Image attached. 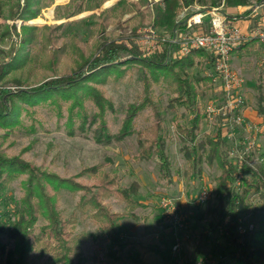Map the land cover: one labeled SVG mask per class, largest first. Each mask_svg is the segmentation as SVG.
<instances>
[{
	"label": "rangeland",
	"instance_id": "rangeland-1",
	"mask_svg": "<svg viewBox=\"0 0 264 264\" xmlns=\"http://www.w3.org/2000/svg\"><path fill=\"white\" fill-rule=\"evenodd\" d=\"M141 2L41 0L38 11L30 9L36 14L35 18L27 19L24 0H0V92L4 94L1 100L13 112L7 118L0 116V156L23 161L92 193L97 192L101 174L114 180L116 188L113 190L125 189L136 182L139 187L133 204L123 202L115 194L101 202L111 212L124 216L120 229L125 244L122 252L127 258H140L145 264H176L178 261L188 264L194 259L199 233L207 224L202 216L212 205L214 178L219 170L216 164L203 163L200 177L192 176L180 151L182 144L175 133V124H188L197 112L203 115L199 135L221 131L228 160L233 163L240 160L250 168L264 162L261 135L264 119L255 110L259 75L264 85V50L255 48L249 55H232L231 66L244 80L245 110L239 117L208 115L206 106L217 94L213 87L205 89L201 85L197 86L194 111L182 104L168 107L174 96L168 83L162 79L157 83L150 81L146 88L144 77L150 79L149 70L140 62L130 63L129 53H120L118 60L110 64L113 70L107 75L85 82L83 88L76 87L95 72L96 69L90 71L91 63L104 44H135L143 49L136 36L150 26L153 10L160 1ZM220 3L225 15L239 14L238 7L225 11L224 0ZM195 6L207 8L196 3L190 5L192 9H196ZM77 10L81 12L73 15ZM260 10V16L264 17V7ZM251 18L253 25L258 17ZM200 60L189 69L192 76H203L209 71ZM49 81H61V85L53 92H33ZM72 84L75 88L68 87ZM22 92L34 94L20 96ZM145 96L152 99L163 116L171 182L161 178L156 158L142 160L138 157L137 141L144 138L139 133L155 121L153 106L138 111L133 125L128 128L130 133L123 130L129 113L143 104ZM248 140L253 141V145L245 151ZM26 179L27 175H21L7 185L4 201L8 209H13L15 202L23 197ZM203 188L208 189L209 198L198 204L197 197ZM84 192L59 191L58 207L63 217L73 216L75 220L73 234L81 237L76 245V257L88 258L89 264H106L107 239L91 219V209L82 211L77 206ZM162 197L175 199L184 224L182 228L174 230L165 222L158 206ZM208 221L215 223L214 218L209 217ZM44 223L40 219L37 228ZM243 232L242 229L240 233ZM176 242L179 251L173 253L171 248ZM134 243L154 247L157 252L142 255L137 250H129L127 245ZM226 249L227 242L215 232L199 248L200 260L205 264L216 263L225 256ZM35 256L36 253L31 256L30 264H40Z\"/></svg>",
	"mask_w": 264,
	"mask_h": 264
},
{
	"label": "trees",
	"instance_id": "trees-1",
	"mask_svg": "<svg viewBox=\"0 0 264 264\" xmlns=\"http://www.w3.org/2000/svg\"><path fill=\"white\" fill-rule=\"evenodd\" d=\"M40 1L24 0V8L27 11L25 18H35L36 14L30 9L34 8L38 11ZM141 3H144V0ZM193 3L209 8L218 5L220 0H161L160 6H155L153 10L151 25L173 26L175 18L182 9ZM254 3L261 4L264 0H224V9L235 10L237 7H247ZM80 12L81 10H77L72 14ZM222 13L224 14V11ZM225 16L230 17V15ZM242 21L239 22L242 24ZM255 48L264 50V44L248 42L240 45L234 53L245 56L252 53ZM99 50V56L92 61L90 67V71L96 69L95 72L89 74L90 76L76 87L83 88L85 82L96 81L102 74L107 75L113 70L110 64L118 60L120 53H129L130 63L140 62L149 70L150 79L144 77L146 88L149 87L150 81L157 83L162 79L168 83L174 95L168 103L170 108L182 104L192 111L197 86H204L205 89L213 87L210 79L205 75L196 77L189 73V69L200 63V59L208 68L210 67L211 59L202 51L192 53L180 60H166L165 50L159 49L153 54H148L135 44L109 43L101 46ZM106 66L108 68H103ZM94 74L98 75L94 76ZM104 75L102 77H105ZM60 82H46L35 88L33 92L39 94L56 91L57 86L61 85ZM68 87L75 88L74 84ZM255 90V110L257 115L264 119V85L261 83L260 75ZM31 94L22 92L20 96L31 97ZM3 95L0 92V116L7 118L13 112L1 100ZM148 106H153L152 116L155 121L139 133L144 135V138L137 141L140 149L138 157L142 160L156 158L161 178L171 182L172 170L166 154L163 116L149 96H145L142 105L131 110L123 130L125 133H130L128 128L133 125L138 111ZM202 118L203 115L196 112L188 124H175V133L182 144L180 151L192 176L200 177L203 163L208 166L216 164L219 170V175L214 178L212 205L204 210L202 216L207 224L199 233L194 259L188 263L201 259L199 248L203 247L211 235L218 232L227 242V249L225 256L213 264H264V162L250 168L240 160L234 163L228 160L223 150L225 141L221 131L199 135ZM261 135L264 137V130ZM21 175H27L24 195L15 202L13 209H8L4 201L6 187ZM115 186L112 178L101 174L99 185L96 187L97 192L92 193L67 179L41 172L23 161L0 156V264H30L34 253H36V261L40 264H89L88 258L76 257V245L81 237L73 234L72 228L75 222L73 216L63 217L58 207L56 195L61 190L85 191L80 196L77 206L82 211L85 208L91 209V219L105 235L108 242L104 258L106 264H145L140 258L129 259L122 252L125 244L120 229L124 216L111 212L101 203L102 199L115 194L123 202L133 204V197L137 194L139 185L132 182L125 189L113 190ZM88 193H90L89 197L86 196ZM209 217L214 218L215 223L208 221ZM40 219L45 223L37 228ZM242 229L244 232L240 233ZM127 247L131 251L137 250L142 255L157 252L154 247L141 243L130 244Z\"/></svg>",
	"mask_w": 264,
	"mask_h": 264
},
{
	"label": "built area",
	"instance_id": "built-area-1",
	"mask_svg": "<svg viewBox=\"0 0 264 264\" xmlns=\"http://www.w3.org/2000/svg\"><path fill=\"white\" fill-rule=\"evenodd\" d=\"M262 7L264 3L238 7L239 14L230 17L222 13L223 3L202 9L198 6H195L196 9L184 7L175 18L173 26L160 28L150 24L142 35L140 32L137 34L136 40H139L148 54H153L159 49L165 50L166 60H180L199 51L207 54L211 64L205 76L210 79L217 98L206 106V113L221 117H239L245 110L244 80L231 66L232 55L242 44H264V17L260 16ZM252 16L258 17L253 25ZM240 20L249 23L244 25ZM252 143L253 141L248 140L245 151L253 145ZM208 198L209 191L203 188L197 202L203 204ZM158 206L165 222L172 229L183 227L175 199L162 197ZM171 250L177 253L179 244L176 242ZM176 264L186 263L178 261ZM188 264L205 263L198 260Z\"/></svg>",
	"mask_w": 264,
	"mask_h": 264
},
{
	"label": "crops",
	"instance_id": "crops-1",
	"mask_svg": "<svg viewBox=\"0 0 264 264\" xmlns=\"http://www.w3.org/2000/svg\"><path fill=\"white\" fill-rule=\"evenodd\" d=\"M248 23H249V21H245L243 24L246 25V24H248Z\"/></svg>",
	"mask_w": 264,
	"mask_h": 264
}]
</instances>
